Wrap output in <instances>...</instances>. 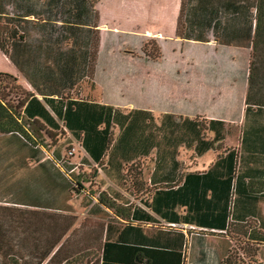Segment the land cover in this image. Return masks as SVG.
Wrapping results in <instances>:
<instances>
[{"label":"crops","instance_id":"1","mask_svg":"<svg viewBox=\"0 0 264 264\" xmlns=\"http://www.w3.org/2000/svg\"><path fill=\"white\" fill-rule=\"evenodd\" d=\"M180 3L181 0H97L92 7L98 13L94 28L101 34L110 28L114 32L127 33L131 32L128 29L131 27L136 31L132 33L144 36L140 28L151 27L149 18L153 17L156 25L149 28L155 30L153 34L156 36L153 37L166 39L176 35ZM84 9L79 13L87 20L82 25L93 26L92 12L87 6ZM209 41L218 45L212 36ZM179 53L172 50L173 57L177 55L178 58ZM121 54L132 63L134 56L142 58V63L134 60L133 76H138L136 73L140 72L141 80L147 83L156 75L153 77L155 82L163 84L165 89L161 102L173 104L160 109L104 101L97 94L99 86L94 83L90 100L111 106L106 111L113 132L112 142L104 155L106 166L99 173L96 183L116 203L131 206V210L127 207L125 215L117 213L99 203L97 195L91 191L70 193L68 170L71 167L59 168L51 160L65 153L67 143L63 137L59 136L53 147L31 150L30 156L23 158L16 153L17 147L11 146L12 143L1 136L0 204L27 208L40 215L46 213L50 217L44 221L46 234L54 228L45 239L38 240L28 235L21 242L24 246L21 250L29 253L30 263H33L35 253L45 256L39 264H183L184 233V239L189 244L185 264H221L230 246V237L220 225L228 221L218 222L215 215L226 216L231 184L229 186L227 182L229 172L226 164L220 162L215 166V161L223 149L238 148L240 145L247 84L236 94L244 98L242 113L237 121L227 116H211L204 109L211 107L215 101L223 104L230 102L235 92L232 84L217 80L215 84H209L208 80H202L204 76H201L196 64L193 66L190 63L187 67L188 64H182L181 60H174L175 64L166 70L155 64L159 60L152 61L133 53L127 55L126 51ZM0 57L6 62L5 71L17 76L24 88L32 89L27 81H21V73L1 51ZM38 97L41 99L40 95ZM253 115L249 118L250 124ZM207 154L210 157L206 160L204 156ZM249 155L255 159L251 157V160L243 161L241 171L245 173L251 167L255 174H242V186L236 187V190L238 201L253 199L248 204L249 210L253 211L241 212L240 203L233 220L240 222L243 219H239L238 215H244L245 220L254 223V218L261 217V224L255 228L264 233V148L254 152L243 149V156L247 158ZM135 161L141 163L143 172V178L136 187L123 176V171ZM85 169V165L78 168L81 173ZM207 172L210 178L199 175V178H189L188 184H184V193L192 192L188 196L192 209H188L187 203L177 198L182 195L178 191L183 187L185 174ZM170 185L174 190L180 186L176 192H171L173 196L166 188ZM200 196L204 197V204L202 208L194 209L195 199ZM146 198L154 207L141 205L140 200ZM201 211L211 223L184 219ZM51 222L55 223L52 227ZM190 228L203 231L198 233ZM257 247L256 264H264V242H258Z\"/></svg>","mask_w":264,"mask_h":264},{"label":"trees","instance_id":"2","mask_svg":"<svg viewBox=\"0 0 264 264\" xmlns=\"http://www.w3.org/2000/svg\"><path fill=\"white\" fill-rule=\"evenodd\" d=\"M96 1L0 0V51L16 66L21 77L32 88H24L17 76L0 71V137L5 136L12 143L11 146L17 147L18 156L26 158L32 151L40 150L43 146L53 147L59 136L63 135L65 144L67 143L65 153L51 160L59 168L71 167L68 170L70 193H83L86 189L82 183H89L93 189L90 193L97 195L99 203L125 215L127 207L131 210V206L116 203L96 183L99 173L106 166L104 155L113 138L112 124L106 111L111 106L90 100L95 87L93 82L86 87V98L80 97L78 91L76 92L79 84L85 83L89 54L94 59L97 52L95 47L99 41L96 31L98 29L94 27L97 25L95 23L98 21V13L92 8ZM8 6L13 7L14 13L7 11ZM86 6L92 12L93 26L82 25L87 20L79 16V13L85 11ZM24 23L34 25V29L42 37L29 38L30 32L26 27L24 31L22 26L21 30L18 28V24ZM60 31L63 34H59ZM176 32L182 39L208 41L209 36H212L218 44L250 49L241 142L238 148L220 151L215 161V166L221 162L228 168L227 182L229 186L231 184L227 201L228 212L225 217L215 216L218 222L228 221L220 223L223 232L230 237V246L221 264H256L257 244L264 242V233L255 227L261 224L259 219L262 218H254V223L245 220L244 215H238L239 219H243L240 222H234L233 219L236 217L238 204L241 203V212L247 213L248 204L253 200L248 198L238 201L237 198L236 187L242 186L241 177L255 174L251 167L245 173L241 171L243 161L251 160V157L255 159L252 155L245 158L243 149L254 152L255 149L264 148V0H181ZM91 35L95 36L94 40L90 39ZM150 41L156 50L155 40ZM92 43L94 49H87ZM147 54L146 58L149 60L159 57L158 52L156 55ZM4 90L17 91L14 102L9 100ZM252 115L250 124L249 118ZM52 129L56 131L53 132ZM69 138L75 139L84 152L83 156H77L81 163L77 164L74 159L73 146H69L72 142L66 141ZM82 165L86 169L81 173L78 168ZM199 175L210 178L208 172L185 174L183 189L178 191L182 195L177 198L187 203L188 209H192L188 201L192 192L184 193V184H188L189 178H199ZM123 176L136 187L143 178L141 163L135 161L130 164L123 171ZM179 187L175 190L173 185L166 188L172 194ZM203 198L200 196L195 199L194 209L202 208ZM140 201L141 205L154 207L147 198ZM37 213H32L27 208L0 204V264H39L42 257H45L35 253L32 257L34 261L30 263L29 253L21 250L24 247L21 242L28 235L41 240L52 234L54 228L46 234L44 222L50 217L46 213ZM184 219L211 223L202 211ZM54 224L51 222L50 226ZM38 225L41 227L37 228ZM190 230L198 233L203 231L197 228ZM188 247L183 233V264ZM76 257L71 258V261Z\"/></svg>","mask_w":264,"mask_h":264},{"label":"rangeland","instance_id":"3","mask_svg":"<svg viewBox=\"0 0 264 264\" xmlns=\"http://www.w3.org/2000/svg\"><path fill=\"white\" fill-rule=\"evenodd\" d=\"M6 8H8L7 11L9 13H14L12 6ZM149 21L151 23V27L149 28L152 29L153 26L156 25L155 20L151 17L149 18ZM24 24H18V28L21 30L22 26V30L24 31L26 27L27 31L30 32L28 35L29 38L31 37L32 39H35L42 37V35L34 29V25L26 24V26H24ZM104 28H107V26ZM149 28L146 29L143 26L140 28L144 31V36H141L140 33H132L136 31L131 30V27L128 28L131 32L127 33H123L122 31L114 32V29L110 28L105 31L103 30L104 32L99 34V30H96L99 38L95 47L97 52L94 54V59L91 57V54H89L90 58H87L89 62L87 63L88 66L85 83L79 84L76 90V92L78 91L77 94L80 97L86 98V94L88 93L86 87L95 83L99 86L97 88V94L100 95L104 101H111L120 105H135L143 107L153 106L160 109L173 106V104H166V102L163 104L161 102V99L164 98L165 89L163 88V84L158 85L155 82L156 80L153 77L156 75L152 76L147 83H144V81L141 80L142 76L140 75V72L136 73L138 76H133L132 72L136 65L135 62L142 63V58L134 56L132 58L133 64L132 62L127 61L125 58L126 55L123 56L121 54L123 51H126L127 55L133 53L138 56H146L148 55L147 52L153 55H156L158 52L159 57L152 59V61L159 60L155 64L159 65L161 68L163 67L167 70L168 66L175 64L174 60H181L182 64H188L187 67L190 66V63L193 64V66L196 64L201 76H204L202 80H208L209 84H215L216 80L219 83L222 81V83L232 84L235 92L231 97L230 102L223 104L215 101L210 105L211 107L207 106L204 109V112H207V114L211 116H227L237 121L239 115L242 113L244 98H239L236 94L239 89H243L247 84L249 66L248 51L250 49H241L221 44L217 45L209 40L208 42L202 43L199 41L182 39L181 37H176L178 36L177 32L175 36L167 37L166 39H157L153 37L156 36L153 34L155 30L152 31L149 30ZM59 34H63V32L60 31ZM82 34L85 36L84 33ZM94 38V35L90 36V39L94 40ZM93 40H91V42H93ZM150 40H155L157 51L153 48V44ZM93 43L92 45L89 44L87 49H94ZM172 50H175L176 54L180 51L178 58H176L177 55L176 57H173ZM0 70H7L6 62L1 57ZM180 76H182V73ZM182 77L183 80L186 81L184 75ZM21 81L24 83L26 82L23 78H21ZM3 92L8 95L11 102H14L15 92L17 93V91L4 90ZM180 104L183 105L184 103L180 102ZM74 140L75 139L69 138L66 141L72 142L69 146H73V156H75V158H73L78 164L81 163V161L77 156H83L84 152ZM209 157L210 154L204 156L206 160ZM82 184L86 191L90 192L93 190L89 183Z\"/></svg>","mask_w":264,"mask_h":264}]
</instances>
